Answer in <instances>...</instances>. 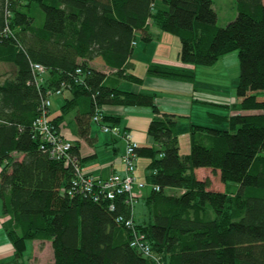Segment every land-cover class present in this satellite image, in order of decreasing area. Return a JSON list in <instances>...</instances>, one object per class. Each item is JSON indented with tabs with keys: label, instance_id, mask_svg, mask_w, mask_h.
<instances>
[{
	"label": "trees",
	"instance_id": "16d2710c",
	"mask_svg": "<svg viewBox=\"0 0 264 264\" xmlns=\"http://www.w3.org/2000/svg\"><path fill=\"white\" fill-rule=\"evenodd\" d=\"M235 2L236 20L219 28L214 0H0V64L13 72L0 82V198L12 218L15 264H26L31 241H50L54 264H154L131 247L132 233L118 221L132 216L126 196L114 202L70 196L74 169L41 149L34 122L50 90L71 93L62 115L52 119L57 131L78 107L85 140L97 107L152 110L153 145L137 154L149 161L147 183L160 189H152L149 219L136 227L163 264H264V0ZM151 23L179 38L180 61L194 69L154 64L150 78L194 85L195 68L239 53L233 112L214 117L228 128L191 125L186 156L178 116L159 109L156 93L110 86L108 74L90 64L101 59L113 77L142 86L144 79L127 71L134 68L137 35L152 42ZM33 63L48 70L39 85ZM104 115V123L120 125L119 117ZM73 152L81 162L78 145ZM200 168L219 174L226 190L211 191L210 179L197 178Z\"/></svg>",
	"mask_w": 264,
	"mask_h": 264
},
{
	"label": "crops",
	"instance_id": "0c3cea01",
	"mask_svg": "<svg viewBox=\"0 0 264 264\" xmlns=\"http://www.w3.org/2000/svg\"><path fill=\"white\" fill-rule=\"evenodd\" d=\"M38 17L40 20L43 19V16L41 14H39ZM148 29L149 33L152 36V42L149 44L143 43L145 46L140 55L146 59H149V63H154L162 66L194 69L193 66L181 63L180 41L162 34L159 31L160 29L158 27L155 28L153 25H149ZM140 41L142 42L141 34H138L137 44L135 45L134 54L131 58V63L133 64L134 68L132 70H128L127 74H134L133 71H135L136 65L133 59L136 58L135 51ZM151 46L156 47L152 55L148 57L149 49L151 48ZM227 56L228 55L222 57L218 61V63L213 66L195 68L196 81L194 85L160 78H150L147 76V70L150 64L149 66H147L146 75L143 78L144 84L142 86L113 77L112 73L101 59H96L90 64L95 69L108 74L107 84H110V86H116L123 91L134 93H156V104L163 113L175 114L178 117H181L177 111L183 110V112H185L184 110H192L195 106L203 105L201 103H195V100L197 99L205 101V98L213 97L214 99L220 100L219 102H215L217 106L219 104H224L225 102H227V98L221 95V89L224 87L223 84H225L228 80L227 72L223 71H227L226 69L228 68L238 66L237 59L235 63L234 57ZM8 69L9 68H7V66H5L4 64H0V82L3 83L7 79V77L11 76V74L13 73L11 72L7 74V71H9ZM199 73L206 76L204 82L199 79ZM239 75L240 70L238 72V78ZM66 95H69V97H66ZM70 98L71 93L69 91H65L60 96L53 97V106L50 114L51 120L57 119L62 115V107ZM222 99L224 102L221 101ZM162 104H167L172 107H168V109H165L162 108ZM78 110V107L75 108L60 122V132L64 136V138L73 142L75 146H79L81 156L80 165L83 168V171L87 174H91L102 179H107L114 174L123 175L125 169L124 165L122 164L121 158L126 149L125 140L120 137H115L109 133H105L102 130L101 125L96 123L93 119L91 121L89 139L85 140L81 138L76 124V116ZM104 113L119 117L120 125L117 126L121 128L122 132L126 131L131 133L134 139L139 143V147L153 145V141L149 137L148 130L152 120L155 118V115L150 108L107 107L104 108ZM100 130L107 134V137L101 135ZM22 157L23 156H21V158ZM148 165L149 161L146 165V169ZM205 170L208 169H196L195 172L197 177L203 179V177L200 176L201 172L203 171L204 175H206H203L204 179L209 178L212 180L210 190L215 192H224L227 186L222 183L219 174H214L211 169H209V173H212L208 174L205 172ZM213 176H215V180H218L217 184H215V180L212 179ZM137 177L141 182H144L140 178V176H138V174ZM135 189L137 194L136 204L138 205L139 201L143 200V204L145 206V210H142L140 212L139 218H137L138 214L136 210H134L136 222L141 223L149 219V210L146 204V199L150 196L152 190L149 194L143 197L139 189L137 187ZM11 229L12 218L5 212L4 202L0 198V264H15V248L9 236V231ZM28 252L29 255L27 257H24L23 259L26 264H54V251L52 243L50 241H31L28 243L26 254H28Z\"/></svg>",
	"mask_w": 264,
	"mask_h": 264
},
{
	"label": "built area",
	"instance_id": "2783aa9c",
	"mask_svg": "<svg viewBox=\"0 0 264 264\" xmlns=\"http://www.w3.org/2000/svg\"><path fill=\"white\" fill-rule=\"evenodd\" d=\"M6 33H10L7 29ZM137 43H134V46ZM32 71L37 85L46 81L48 70L40 64H32ZM80 73V71H78ZM63 90L56 92L49 91L48 97L42 102L41 114L34 122V134L39 137L41 141V149L49 154L52 159L64 162L66 166L72 167L75 171L72 188L69 190V195L74 196L80 193L83 196L91 197L94 201L106 199L114 202L120 196H126V204L134 207L137 203V194L135 188L142 190L146 187V183L141 182L137 175L138 154L137 149L139 143L134 139L129 132H122L119 126L108 125L103 122L104 108L97 107L96 114L93 120L100 124L105 133H109L115 137H120L126 142L125 153L122 155V164L125 172L123 175L114 174L107 179L95 177L83 171L78 157L74 154V144L64 138L59 133L54 125L51 124L49 118L53 106V97L62 95ZM154 190H159V187L152 186ZM115 208V204H111V209ZM118 221L129 229L132 233L131 247L136 249L145 258L151 260L154 264H163L162 258L155 254L152 246L149 243L146 235L139 231L133 218H126L121 216Z\"/></svg>",
	"mask_w": 264,
	"mask_h": 264
},
{
	"label": "rangeland",
	"instance_id": "374dc122",
	"mask_svg": "<svg viewBox=\"0 0 264 264\" xmlns=\"http://www.w3.org/2000/svg\"><path fill=\"white\" fill-rule=\"evenodd\" d=\"M156 4H162L160 2H157ZM214 9L217 13L218 16V20H217V26L219 28H223L226 27L229 23L233 22L234 20H236L237 18V8H236V2L235 0H214ZM39 13L42 15V12ZM37 12V14H39ZM150 25H153L155 28L157 27L155 24L151 23ZM162 34L167 35L168 37H172L176 40L179 41V38L170 34H166L163 31L159 30ZM144 44L143 42H139V45L136 47V58L133 59L134 63L136 65L134 74L136 76H139L141 78H144V76L146 75V70H147V66H149V64H153L154 63H149V59L144 58L143 56L140 55V53H142L143 49H144ZM156 46H151V48L149 49V54L148 57L152 55L154 49ZM239 53L237 52H233L231 54H228L227 57H234L235 58V63L238 60V66L233 67V68H228L226 69L227 71H223V72H227L228 75V80L224 85V87L221 89L222 91V96H225V98H227V102H225L224 104H219V106L215 105V102H219L220 100L214 99L213 97L211 98H205V101H208L209 103L207 104H203V105H199V106H195L192 110H184L185 112H183V110H179L177 111L181 117H178V134H179V138H180V152L182 156H186L188 155V153H190L191 151V147H190V128L191 125H200V126H205V127H209V128H216V129H224L226 130L228 128V124L227 123H217L215 121V116H229L230 114H232L233 110L231 111V108H233V106L236 104V100H237V91H236V87L238 84V72L240 70V62H239ZM237 59V60H236ZM10 70V69H9ZM204 75H202L201 73H199V79L202 80V82H204L205 80ZM60 96V95H57ZM66 97H69V95H66ZM203 98V99H204ZM222 102L223 99L221 100ZM53 102V100H52ZM162 108L168 109V107H172L170 105L167 104H162ZM178 110V109H175ZM54 114V113H53ZM68 114L65 115V117ZM54 116V115H53ZM64 117V118H65ZM63 118V119H64ZM101 132V135H103L104 137H107L104 132ZM262 155H264V151L262 153ZM148 164V159L145 158H140L138 160L137 163V171H136V175L138 174V176H140V178L144 181V183H146V188L139 190L141 195L144 197L145 195L149 194L150 191L152 190L150 186L146 181V176L150 175L151 173L149 171H147L146 169V165ZM206 173H209L210 170H205ZM200 175V174H199ZM204 172H201V177H203V179L198 178L201 181L207 180L204 179ZM213 180H215V176L212 177ZM211 183L212 180L210 179ZM215 184L218 183V180L214 181ZM136 190V189H135ZM138 191V192H139ZM177 190L176 189H169L167 190L168 194H173L176 193ZM180 192V191H178ZM135 210L137 212V218H139L140 216V212L142 210H145V206L143 204V200L139 201V204H136ZM29 255L28 254L25 255V257H27Z\"/></svg>",
	"mask_w": 264,
	"mask_h": 264
},
{
	"label": "bare ground",
	"instance_id": "6f19581e",
	"mask_svg": "<svg viewBox=\"0 0 264 264\" xmlns=\"http://www.w3.org/2000/svg\"><path fill=\"white\" fill-rule=\"evenodd\" d=\"M49 120H50V122H51V124L53 125V123H52V120L49 118ZM73 143V142H72ZM65 164V163H64ZM66 166V165H65ZM66 167H68V166H66ZM153 189V188H152ZM160 189V188H159ZM135 206L136 205H134V207H133V211H132V218H133V220H134V222L136 223V220H135V215H134V210H135Z\"/></svg>",
	"mask_w": 264,
	"mask_h": 264
}]
</instances>
